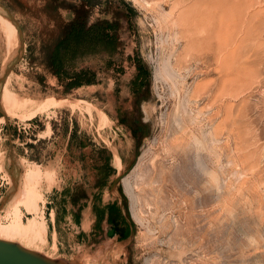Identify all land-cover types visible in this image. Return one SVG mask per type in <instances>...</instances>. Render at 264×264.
Wrapping results in <instances>:
<instances>
[{"label":"rangeland","instance_id":"374dc122","mask_svg":"<svg viewBox=\"0 0 264 264\" xmlns=\"http://www.w3.org/2000/svg\"><path fill=\"white\" fill-rule=\"evenodd\" d=\"M49 1L0 0L24 41L7 81L22 103L13 102L9 113L0 108V190L13 184L7 169L13 155L19 195L26 171L37 172L29 183L35 194L29 211L36 214L47 201L44 194L67 183L69 167L60 156L71 129L89 146L97 144L82 153L86 177L104 169L101 160L111 148L114 170L102 175L104 186L127 172L136 190L133 201L124 180L119 184L133 234L125 247L105 251L99 264H264V0H186L206 15V41L192 49L185 37L175 41L171 23L161 18L178 0H101L90 9V22L116 21L121 47L112 57L90 52L75 60L72 68L91 67L97 80L72 90L47 67L45 44L74 12L64 5L56 11L61 0ZM12 43L0 20V77L20 47ZM171 52L183 76L177 89L172 79L156 74ZM141 63L148 78L134 94ZM35 129H46L36 143ZM121 144L123 166L116 149ZM72 151L78 155L76 141ZM80 169L76 164L73 171ZM10 221L0 225L12 229ZM21 237L13 239L35 246L33 231Z\"/></svg>","mask_w":264,"mask_h":264},{"label":"crops","instance_id":"0c3cea01","mask_svg":"<svg viewBox=\"0 0 264 264\" xmlns=\"http://www.w3.org/2000/svg\"><path fill=\"white\" fill-rule=\"evenodd\" d=\"M104 119L105 121H109L110 119L107 112L104 115ZM35 131L37 133H34V137L38 138L34 140L36 143L40 140L39 136L41 133L45 132L46 129H35ZM77 137L73 130L67 131L64 152L60 156V161H65L67 167H69V176H66L67 183L65 187L60 191L56 189L50 194H44L47 201H41V204L37 205V208L34 209L36 210V214H33L31 212L33 209L30 205L35 194H33L32 189L29 187V183L37 172L29 169L30 171L27 170L28 172L26 171L25 174L24 187L20 189L21 194H18L11 202V206L6 211H3L1 219L11 217L10 222H23V224L31 226L34 233L37 234V237H35L36 246L47 252H51L53 255L72 256L81 247L90 246L94 259L99 264L101 259L104 260L103 254L105 251L109 252L114 250L115 247L126 246L130 241V236L133 234V224L132 219L127 215L124 195L119 185L116 190L111 185L109 189L104 186L105 178L102 175L114 170L112 169L113 156L111 155V151L113 153V150L110 148L108 155L101 160V162L103 161L102 166L104 169L95 168L93 178L90 179L89 176L86 177L83 171L85 160L82 153L90 146L97 147V144L91 143L89 146L81 136L80 140ZM75 141L79 144L78 155L73 154V151L72 154L69 153L73 150ZM53 142H57V140ZM26 143L27 141H24L22 145ZM121 146L122 144L116 149L122 166L124 155L120 153ZM24 150L25 152L28 151L27 148H24ZM116 157L117 155L115 156L114 164L118 167ZM10 162V164L7 162V169L13 174L15 164V157L13 155L10 157ZM76 164H80L81 169L75 173L73 169ZM74 173L79 174V177L74 179ZM3 179L7 184H11L7 177H3ZM71 179L72 182L70 183ZM9 188L10 185L2 186L0 199ZM79 193L81 197H77ZM39 209H41V213H38ZM121 230L123 237L119 236Z\"/></svg>","mask_w":264,"mask_h":264},{"label":"trees","instance_id":"16d2710c","mask_svg":"<svg viewBox=\"0 0 264 264\" xmlns=\"http://www.w3.org/2000/svg\"><path fill=\"white\" fill-rule=\"evenodd\" d=\"M52 2L53 0L49 1V5ZM100 3L101 0H61L55 5L56 11L64 5L72 8L74 12V17L70 20L57 23L59 33L51 43L45 44L47 67L61 81L67 79V90L89 85L97 80L96 70L91 67L72 68L75 66V60L90 52H105L112 57L120 50L116 21L103 19L90 22V9ZM147 78V70L141 63L132 81L134 94L143 88Z\"/></svg>","mask_w":264,"mask_h":264},{"label":"bare ground","instance_id":"6f19581e","mask_svg":"<svg viewBox=\"0 0 264 264\" xmlns=\"http://www.w3.org/2000/svg\"><path fill=\"white\" fill-rule=\"evenodd\" d=\"M185 2H186V0L175 1V3L171 7L172 10L171 11H167V13L166 12L163 13L161 18L163 19V22L167 23V25L169 23L168 26H170V23H171V25H172V33H173L172 34V38H174L175 41H178V40L181 39V37H182V39L185 37L186 41H188L185 47L189 46V48L192 49L193 47L198 46V44H199V46L200 45L201 46L204 45V42L206 41V40H204L205 36L202 37L203 36L202 30L204 31L206 29V27H207L205 25V23H206V15H205V13H202L203 12L202 8H200L202 11L200 9L198 10V7L197 8L195 7L197 5H194L192 7V6H188ZM179 7H181L180 8L181 10H180V12H177L176 10ZM0 20L2 21L3 26L5 27V29L8 31L9 43H10L9 45L13 44L12 43L13 41H15L16 42L15 44L18 45L20 43V40H19V32H18V28H17L16 24L13 21H11L8 17H6L1 12H0ZM179 27H181V30H180ZM198 32H201V34L199 33V35H198ZM180 34L182 36H180ZM205 44H207V42ZM193 45H196V46H193ZM190 46H193V47H190ZM199 46H198V48H199ZM12 48H14V47H12ZM9 49H10V47H9ZM184 49L185 50L186 49L190 50L188 48H184ZM186 53L184 52V54H186ZM168 54H170V53H168ZM174 55H175V53L174 54L172 53V54H170L168 56L167 59H165V60L163 59L164 62H163V64L160 67H158V69L156 71V74H158L160 76L163 75L164 77H168V78L172 79L173 84L175 85V87L177 89L178 85L180 84V78L183 79V76L181 75V73H179V70H178L177 66L175 65V63L173 61L172 57ZM8 64H6V67H7ZM187 65H188V63H187ZM10 73H11V71L9 72V74ZM9 74L7 75V77L5 79V84L3 85V92L0 94V108L2 110H6L5 112H7V113L10 112L13 102L14 103L17 102V104L22 103V102L19 103L18 99H15V97H12L11 92H9L7 90V81H8ZM199 89H196L193 92L197 93V90L199 91ZM219 89H222V88L219 87ZM189 100L190 99H188V101ZM183 105H184L183 108L185 109V112H187L188 111L187 105H185V104H183ZM36 115L37 114L34 113V114H32L30 116V118H34ZM176 118H177V122H179V124H181L182 123L181 122V120H182L181 116L178 114ZM191 119L193 121L195 120V118H191ZM218 133H219V129L217 130L215 135H217ZM215 135L213 137H215ZM194 137H195V142L202 143V140L199 137H197V136H194ZM131 176L127 174V175L124 176L123 180H124V186L126 187V190H127L128 194L131 196L130 198H132L131 200L134 201V200H136L135 199V197H136L135 191L136 190L134 191V187H133V185L131 183V181H132ZM133 201H132V203H134ZM135 210H133L134 216L138 219L140 216L138 217V212L136 213L137 210L136 211ZM139 222H141V221H139ZM2 226L0 225V236L3 237V238H7V239H13V238H16V237L22 238L21 234H22V231H24V230H28L29 229L30 231H33V228L31 226L25 225L23 223H14V227L12 229L11 228H6V227H2ZM34 244H35V241H34Z\"/></svg>","mask_w":264,"mask_h":264},{"label":"water","instance_id":"95a60500","mask_svg":"<svg viewBox=\"0 0 264 264\" xmlns=\"http://www.w3.org/2000/svg\"><path fill=\"white\" fill-rule=\"evenodd\" d=\"M0 12L16 24L20 39V47L18 49L17 55L9 62L0 77L1 94L7 75L21 57L24 41L22 30L18 21L13 17L11 11L1 2ZM138 158L139 155H137V159ZM126 174L127 172H124L122 175L116 177L113 180L111 186L114 188L119 183L123 182V178ZM12 176L13 184L11 188L7 190L5 195L0 199V219L3 211H6L8 207L11 206V202L19 194V181L14 174H12ZM87 258L94 259V255L90 250V246L81 247L77 253L72 256L53 255L51 252H47L42 248L37 247L36 244L34 247H32L25 245L23 242L17 239H7L0 236V264H87V262H85Z\"/></svg>","mask_w":264,"mask_h":264},{"label":"flooded vegetation","instance_id":"af4514ba","mask_svg":"<svg viewBox=\"0 0 264 264\" xmlns=\"http://www.w3.org/2000/svg\"><path fill=\"white\" fill-rule=\"evenodd\" d=\"M122 122H123V123H128V122L125 120V117H122ZM129 124L131 125V123H129ZM139 127H140V126H139ZM122 166H123V165H122ZM116 168L118 169V167H116ZM101 172H102V171H101ZM119 184H121V183H119ZM119 184H118V185H119ZM119 236H120V237H123V236H122V230H121V232H119Z\"/></svg>","mask_w":264,"mask_h":264}]
</instances>
